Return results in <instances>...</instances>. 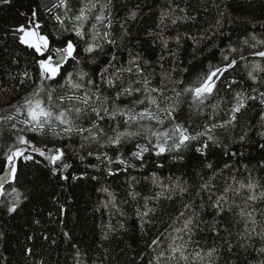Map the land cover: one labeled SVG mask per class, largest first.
<instances>
[{
  "label": "trees",
  "instance_id": "obj_1",
  "mask_svg": "<svg viewBox=\"0 0 264 264\" xmlns=\"http://www.w3.org/2000/svg\"><path fill=\"white\" fill-rule=\"evenodd\" d=\"M67 2L71 11L66 13L53 8L58 0H0V173L7 169L5 154L16 135L13 124L45 150V157L29 150L33 160L18 158L16 179L9 177L4 184L0 264H157L160 252L170 254L172 238L189 218L194 221L192 232L183 234L189 241L188 260L162 259L160 264H264V71L254 72L255 80L248 76L254 64L264 68V57L254 54L264 50V0H94L97 7L83 23L84 39L73 31L80 24L74 17L88 0ZM102 7L105 19L97 22L95 16ZM34 10L53 47L69 38L78 43L80 63L69 59L62 71L73 73L81 89L59 77L58 82L44 81L41 86L33 51L14 35ZM55 15L64 19L63 27ZM93 35L102 47L89 55L83 49ZM233 48L237 51L232 52ZM222 53L237 64L224 74L226 81L218 80V92L202 105H194L187 94L177 96L208 72L210 65L223 67ZM137 64L142 75L136 72ZM129 67L132 72L120 71L114 86L107 83L118 69ZM81 72L87 73L83 80L78 76ZM145 79L148 89H163V96L146 91ZM129 86L140 92L124 94ZM37 90L44 98L52 91L57 111L85 107L67 97L88 93L92 99L87 111L79 118L75 111L69 115L74 126L91 129V134L38 136L28 132L19 123L25 117L15 109L26 98H34L31 94ZM117 93H121L119 98ZM237 93L245 97L244 107L229 124ZM61 96L63 104L57 99ZM149 97L156 98L161 109L176 107L177 122L193 134L210 128L208 135L213 139L201 136L179 150L169 141V150L157 155L155 137L147 129L168 128L164 112L157 113L163 125L146 119L126 123V116L119 115V111L138 113L146 108L156 113ZM93 107H107L117 115L113 119L101 111L103 119H98ZM126 131L141 134L122 138L118 145L109 142ZM137 144L150 148L143 159L131 155ZM57 148L65 155L52 165L46 157ZM249 183L257 187H240ZM225 188H229L227 203L218 211L213 202L224 195ZM250 195L257 199L248 200ZM13 206L16 211L10 212ZM242 209L252 213L255 225L240 215Z\"/></svg>",
  "mask_w": 264,
  "mask_h": 264
},
{
  "label": "snow or ice",
  "instance_id": "obj_2",
  "mask_svg": "<svg viewBox=\"0 0 264 264\" xmlns=\"http://www.w3.org/2000/svg\"><path fill=\"white\" fill-rule=\"evenodd\" d=\"M97 7V4L94 0H88V3L79 9V13L74 17L77 22H80L79 26H74L73 31L76 37L80 39H84L85 32L83 23L89 19V14L93 9ZM53 8H63L65 12L71 11L68 7L67 0H58L57 4L53 5ZM51 11V9H49ZM103 7L101 8V14L95 16V20L97 22H101L105 19L103 15ZM135 15V14H133ZM54 19L61 25L64 26V19L61 18L60 15H55ZM109 27L111 26L109 22ZM92 28H96V24H92ZM67 30V29H65ZM14 35L19 40V43L26 46L28 49H31L34 53L35 61L38 65L39 69V77L41 81V86H43L44 81H57V78L63 79L67 84L71 85L74 89H81L82 84L79 82H74L73 73L67 72L65 75V71H62L64 64L67 60L71 59L75 61L77 64L80 63L79 57V45L78 43H74L71 38L67 39L63 42V44L59 47H53L51 45L49 36L44 34L43 26L37 20V12L34 10L31 14V17L28 18L27 23L20 25L18 28L14 30ZM105 38L109 36L108 32L103 34ZM96 35H93L92 42L87 43V46L83 49L84 53L91 55L92 53L97 52L102 46L96 43ZM107 43L112 44L114 41L106 40ZM264 43V42H261ZM252 47H256V45H252ZM232 52H236L235 48L231 49ZM260 57H264V50L257 51L254 53ZM241 59H244L243 55H241ZM112 60H115V57H112ZM222 60L224 62L223 67H215L213 68L211 65L209 66L208 72L204 73L201 77L197 79V81L186 88L183 89L182 93H177V96L182 94H187L191 97L192 103L194 105H202L205 100H207L214 93L219 91L218 88V80L221 77L224 80H227V77L224 76L225 73L228 72L229 69H232L236 66V59H229L227 55L222 53ZM132 63H135L134 61ZM109 68L112 67L111 61L109 62ZM107 69L101 71V78H104V74ZM127 71L129 73L132 72V68L129 67L127 69H118L116 73H113L111 77L108 78L107 83L110 86H114L115 79H119V72ZM256 71H264V68L261 67L260 64H254L252 71L248 73V76L253 80L256 77L253 75ZM136 72L138 75H142V69H140L139 65H136ZM87 73H79V79L83 80ZM25 77H28L29 74L27 72L24 73ZM24 81L22 80L21 83ZM58 82V81H57ZM88 83L91 84L93 81L91 79L88 80ZM148 80H144L145 89L148 92L158 93L160 96H163V89H148ZM182 83V82H181ZM234 84L235 81H232ZM231 87V84H229ZM54 91V89H52ZM52 91L47 92L46 98L40 96V90L32 93V97L34 98H26L25 103L21 107H16V113L18 115H23L25 117L24 120L20 121L24 125V128L33 134L38 136H43L46 133H51L54 136H60L61 133L64 135H70L71 133H83L88 131L91 134V129H84L77 126H74L72 119L70 118V113L75 111L77 114V118L82 112L87 111V106L92 97L88 93H84L83 97L79 96H69L67 97L68 101H76L78 103H82L85 107H68L61 108L57 111L58 105H54ZM134 92H140V89H133L131 86L124 88L123 93L129 96L133 95ZM121 93H117V98H119ZM264 96V93H261ZM60 104H63L65 98L63 96L57 98ZM96 99L99 100V95H96ZM237 104L233 106L231 109V118L227 123H232L236 120V114L240 112V110L244 107L245 97L241 93L236 94ZM248 99H255V97H248ZM149 102L152 105L156 106V113H153L150 109H144L141 112L134 113L133 109H129L126 111H119V115L126 116V123L133 122L139 123L143 120L155 121L158 125H163L164 120L157 114L161 110L164 112L165 116L168 118L169 127L164 130H153L152 128L147 129V133L151 137H155L154 147L158 149L157 155L163 154L168 151V142L172 141V147L176 150H179L182 146H185L188 142L197 139L201 136H207L208 140H212L213 137L208 135L211 131L210 128L205 127L203 132H195L194 134L188 130L183 124L177 122V117L174 115L176 112V107L169 106L164 109H161L160 104L157 102L156 98L149 97ZM135 103H144L143 100H137ZM264 103V101H262ZM92 112L95 113L98 119H103L101 116V111L105 115H110L111 118H115L117 115L116 111L109 113L107 107L97 108L93 107ZM8 119L12 120L15 117H8ZM55 122V126H54ZM57 127L61 129V131H57ZM93 127H98V125L94 124ZM141 127H144L141 125ZM215 127V126H214ZM12 128L16 130L15 138L10 147L7 149V153L5 154V162L7 164V171L13 180L16 179L17 174V164L16 161L18 158H23L25 161H31L34 159L32 155L27 154L29 150L34 153H38L39 156L45 157V150L38 147L36 144L32 143L26 136L20 134L24 129L17 128L16 124L12 125ZM141 133L139 131L136 132H121L115 138H110V143L112 144H120L122 138L126 137H134L138 136ZM92 139H96L95 136H91ZM243 139V137H241ZM152 140H149V144H152ZM137 151L131 153V155L137 159H143L144 153L150 151V148L147 146H142L140 144L135 145ZM204 147H208L207 144H204ZM264 147V146H262ZM65 155L63 149L57 148L55 152L47 155L46 159L52 164L55 165L57 161H60L62 157ZM121 164L125 163L124 160L119 161ZM65 168L68 167L67 164L64 165ZM211 167V165H209ZM55 171V169H53ZM4 183H7L8 177L3 178ZM4 183H0V196L5 195L4 192ZM203 187H207L204 185ZM241 188L247 187L249 190L255 189L257 186L255 184L249 183L247 185L241 184ZM182 191L184 189H181ZM234 192L238 193L239 190L235 189ZM13 193H16V189H12ZM229 192V188L224 189V195H220L216 197V200L213 202V207L218 211H223L224 204L227 203V193ZM264 196V192L261 193ZM19 199V194L17 193V200ZM257 197L255 195H250L248 200H255ZM187 207V206H186ZM10 212H15L16 207H10L8 209ZM150 211V210H149ZM142 215H147L144 213ZM184 213H181L183 216ZM241 216H248L252 224L255 225L256 221L252 216L251 212H245L243 209L240 212ZM194 221L189 218L184 221L183 228L177 229V235L172 238V243L169 244L168 249L170 250V254L165 252H160L157 257V264H160V261L163 260H188V256L185 255L186 246L188 244V240L184 239V233L190 234L192 232ZM245 231L247 232V225L245 226ZM255 231V228H253ZM190 239V237H189ZM153 243H157V241H153ZM215 250H210L208 255L211 256ZM264 251V249H262ZM178 254V256H177ZM199 253H196V256H199Z\"/></svg>",
  "mask_w": 264,
  "mask_h": 264
},
{
  "label": "water",
  "instance_id": "obj_3",
  "mask_svg": "<svg viewBox=\"0 0 264 264\" xmlns=\"http://www.w3.org/2000/svg\"><path fill=\"white\" fill-rule=\"evenodd\" d=\"M4 177H8V179H9L8 172L0 173V183H4V181H3Z\"/></svg>",
  "mask_w": 264,
  "mask_h": 264
},
{
  "label": "bare ground",
  "instance_id": "obj_4",
  "mask_svg": "<svg viewBox=\"0 0 264 264\" xmlns=\"http://www.w3.org/2000/svg\"><path fill=\"white\" fill-rule=\"evenodd\" d=\"M87 113V112H86ZM5 172H7V171H5ZM3 173V172H2ZM9 175V174H8ZM10 177V176H9ZM11 178V177H10ZM5 184V183H4ZM23 240V239H22Z\"/></svg>",
  "mask_w": 264,
  "mask_h": 264
},
{
  "label": "rangeland",
  "instance_id": "obj_5",
  "mask_svg": "<svg viewBox=\"0 0 264 264\" xmlns=\"http://www.w3.org/2000/svg\"><path fill=\"white\" fill-rule=\"evenodd\" d=\"M6 171H7V169H6ZM8 172V171H7ZM8 174H9V172H8ZM10 176V175H9ZM11 177V176H10ZM12 178V177H11Z\"/></svg>",
  "mask_w": 264,
  "mask_h": 264
}]
</instances>
